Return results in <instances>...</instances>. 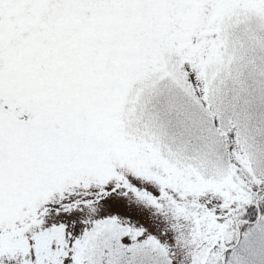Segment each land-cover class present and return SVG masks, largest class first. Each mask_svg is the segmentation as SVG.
<instances>
[{
    "label": "snow or ice",
    "instance_id": "snow-or-ice-1",
    "mask_svg": "<svg viewBox=\"0 0 264 264\" xmlns=\"http://www.w3.org/2000/svg\"><path fill=\"white\" fill-rule=\"evenodd\" d=\"M0 264H264V0H0Z\"/></svg>",
    "mask_w": 264,
    "mask_h": 264
}]
</instances>
